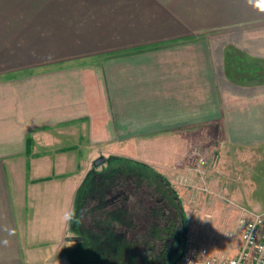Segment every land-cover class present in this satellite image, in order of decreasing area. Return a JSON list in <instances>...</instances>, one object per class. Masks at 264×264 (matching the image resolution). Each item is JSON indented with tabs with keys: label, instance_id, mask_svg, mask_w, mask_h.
<instances>
[{
	"label": "crops",
	"instance_id": "0c3cea01",
	"mask_svg": "<svg viewBox=\"0 0 264 264\" xmlns=\"http://www.w3.org/2000/svg\"><path fill=\"white\" fill-rule=\"evenodd\" d=\"M260 5L0 0V264H83L66 236L100 155L173 185L196 137H218L215 151L261 167Z\"/></svg>",
	"mask_w": 264,
	"mask_h": 264
},
{
	"label": "flooded vegetation",
	"instance_id": "af4514ba",
	"mask_svg": "<svg viewBox=\"0 0 264 264\" xmlns=\"http://www.w3.org/2000/svg\"><path fill=\"white\" fill-rule=\"evenodd\" d=\"M75 218V233L84 236L70 255L78 263L176 264L187 247L180 195L159 172L132 159L108 156L92 166Z\"/></svg>",
	"mask_w": 264,
	"mask_h": 264
},
{
	"label": "rangeland",
	"instance_id": "374dc122",
	"mask_svg": "<svg viewBox=\"0 0 264 264\" xmlns=\"http://www.w3.org/2000/svg\"><path fill=\"white\" fill-rule=\"evenodd\" d=\"M217 138L209 142L196 137L200 148L196 146L192 165L179 170L173 186L185 205L187 243L207 244L212 251L235 255L241 241L240 206L264 212V163L259 168L253 167L251 161L235 162L234 153L225 157L224 152L215 151ZM220 143L222 147L224 142L220 140ZM88 165L91 167L93 163L89 160ZM208 166L212 167L211 175ZM75 232L72 226L69 234ZM72 249H68V256L73 254Z\"/></svg>",
	"mask_w": 264,
	"mask_h": 264
},
{
	"label": "built area",
	"instance_id": "2783aa9c",
	"mask_svg": "<svg viewBox=\"0 0 264 264\" xmlns=\"http://www.w3.org/2000/svg\"><path fill=\"white\" fill-rule=\"evenodd\" d=\"M241 241L235 255L188 243L176 264H264V212L240 206Z\"/></svg>",
	"mask_w": 264,
	"mask_h": 264
},
{
	"label": "water",
	"instance_id": "95a60500",
	"mask_svg": "<svg viewBox=\"0 0 264 264\" xmlns=\"http://www.w3.org/2000/svg\"><path fill=\"white\" fill-rule=\"evenodd\" d=\"M105 159H106L105 155H100L99 157L94 159L93 166H98V165L102 164L105 161ZM66 240L67 241H72V242L82 241V240H84V236L81 235V234H68L66 236Z\"/></svg>",
	"mask_w": 264,
	"mask_h": 264
},
{
	"label": "clouds",
	"instance_id": "9594fccd",
	"mask_svg": "<svg viewBox=\"0 0 264 264\" xmlns=\"http://www.w3.org/2000/svg\"><path fill=\"white\" fill-rule=\"evenodd\" d=\"M261 10L264 11V5H260Z\"/></svg>",
	"mask_w": 264,
	"mask_h": 264
},
{
	"label": "trees",
	"instance_id": "16d2710c",
	"mask_svg": "<svg viewBox=\"0 0 264 264\" xmlns=\"http://www.w3.org/2000/svg\"><path fill=\"white\" fill-rule=\"evenodd\" d=\"M79 200V199H78Z\"/></svg>",
	"mask_w": 264,
	"mask_h": 264
}]
</instances>
